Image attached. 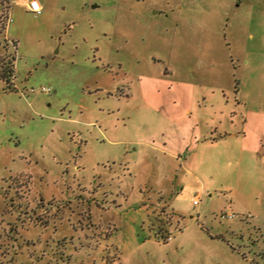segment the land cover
I'll return each mask as SVG.
<instances>
[{
    "label": "rangeland",
    "instance_id": "374dc122",
    "mask_svg": "<svg viewBox=\"0 0 264 264\" xmlns=\"http://www.w3.org/2000/svg\"><path fill=\"white\" fill-rule=\"evenodd\" d=\"M9 1L0 264H264V0ZM193 128L204 192L161 151Z\"/></svg>",
    "mask_w": 264,
    "mask_h": 264
},
{
    "label": "crops",
    "instance_id": "0c3cea01",
    "mask_svg": "<svg viewBox=\"0 0 264 264\" xmlns=\"http://www.w3.org/2000/svg\"><path fill=\"white\" fill-rule=\"evenodd\" d=\"M43 1L46 3L49 0ZM177 102L178 101H176L174 104H177ZM193 109L194 108L192 105H188L187 108L182 110L181 114L177 113V115H175L174 113H168L166 115L168 119L165 118L164 123H166V126H169L170 124L168 122L170 121L172 122L171 125H173L175 122L174 119L177 116V121L182 118L188 125L192 124L190 117L193 115ZM194 125L198 126V120L195 121ZM236 136L237 135H235V137ZM218 142L219 140L213 139L211 137L209 138L205 133L198 135L195 128H193L190 134L183 135L181 137V140L178 143L179 147H173L176 149H173L171 152H169L167 149L168 146H171L169 144V140L166 138V135H163V149H161V151L165 154L167 153V155H169L175 161H178L180 173L185 172V175L192 180L191 184H195V186L199 188L200 192H204L207 189V185L203 183L200 175L205 171V173H207L208 163L212 158L211 153ZM199 182L201 183L198 184Z\"/></svg>",
    "mask_w": 264,
    "mask_h": 264
},
{
    "label": "trees",
    "instance_id": "16d2710c",
    "mask_svg": "<svg viewBox=\"0 0 264 264\" xmlns=\"http://www.w3.org/2000/svg\"><path fill=\"white\" fill-rule=\"evenodd\" d=\"M6 14H4L3 18H2V30L6 31L7 29V20L9 18V14L11 12V1L7 0L6 1V10H5ZM0 29V33L2 31ZM15 46L16 43H14ZM15 62H16V58L14 57V62H8L7 65L2 66L0 69V81H3L6 83L7 89L10 91H15V87L13 84V77L15 76Z\"/></svg>",
    "mask_w": 264,
    "mask_h": 264
},
{
    "label": "built area",
    "instance_id": "2783aa9c",
    "mask_svg": "<svg viewBox=\"0 0 264 264\" xmlns=\"http://www.w3.org/2000/svg\"><path fill=\"white\" fill-rule=\"evenodd\" d=\"M28 9L33 14H41L43 10L39 0H30L28 4ZM11 21L12 20L9 19L8 23ZM43 91L47 92L46 89H43ZM194 204H198V198H196V200L194 201Z\"/></svg>",
    "mask_w": 264,
    "mask_h": 264
}]
</instances>
